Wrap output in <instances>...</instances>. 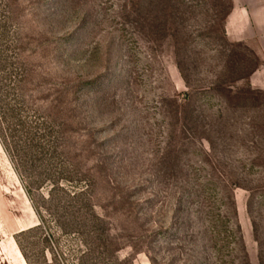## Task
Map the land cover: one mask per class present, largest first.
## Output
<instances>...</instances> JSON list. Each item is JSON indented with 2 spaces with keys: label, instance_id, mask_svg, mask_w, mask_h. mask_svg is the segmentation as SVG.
<instances>
[{
  "label": "rangeland",
  "instance_id": "1",
  "mask_svg": "<svg viewBox=\"0 0 264 264\" xmlns=\"http://www.w3.org/2000/svg\"><path fill=\"white\" fill-rule=\"evenodd\" d=\"M230 9L0 0V264H264V30Z\"/></svg>",
  "mask_w": 264,
  "mask_h": 264
},
{
  "label": "crops",
  "instance_id": "2",
  "mask_svg": "<svg viewBox=\"0 0 264 264\" xmlns=\"http://www.w3.org/2000/svg\"><path fill=\"white\" fill-rule=\"evenodd\" d=\"M227 17L232 23L235 20L241 23L239 31L244 30L245 25L254 31L264 30V0H231V9ZM16 252L17 262L26 264L21 254Z\"/></svg>",
  "mask_w": 264,
  "mask_h": 264
},
{
  "label": "trees",
  "instance_id": "3",
  "mask_svg": "<svg viewBox=\"0 0 264 264\" xmlns=\"http://www.w3.org/2000/svg\"><path fill=\"white\" fill-rule=\"evenodd\" d=\"M22 252V251H21ZM22 255H23V257L25 258L24 260H25V263L26 264H30L29 262H28V260H27V258H26V256L24 255V253L22 252Z\"/></svg>",
  "mask_w": 264,
  "mask_h": 264
}]
</instances>
